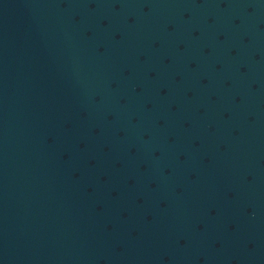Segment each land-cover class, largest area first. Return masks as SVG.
<instances>
[{
  "label": "water",
  "instance_id": "obj_1",
  "mask_svg": "<svg viewBox=\"0 0 264 264\" xmlns=\"http://www.w3.org/2000/svg\"><path fill=\"white\" fill-rule=\"evenodd\" d=\"M0 264H264V0H0Z\"/></svg>",
  "mask_w": 264,
  "mask_h": 264
}]
</instances>
